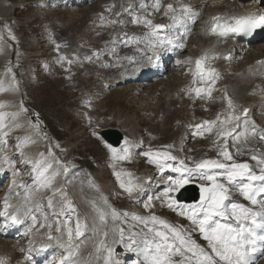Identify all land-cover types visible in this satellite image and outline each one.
Listing matches in <instances>:
<instances>
[{"label": "rangeland", "instance_id": "obj_1", "mask_svg": "<svg viewBox=\"0 0 264 264\" xmlns=\"http://www.w3.org/2000/svg\"><path fill=\"white\" fill-rule=\"evenodd\" d=\"M1 1L8 6L15 3L16 8L11 15H0V41L4 43V50L7 46L9 51L8 59L0 62V74L3 75L0 82L2 83L3 80L7 83L10 82V90L13 91L15 87L16 91L21 92L20 96L15 98L13 102L20 106L21 102L23 105L24 103L27 104L39 114L42 120L39 122V128L36 127L37 123L33 121L28 123L29 128L32 129L31 132L33 131L32 133L39 136L37 142L33 140L35 135L28 136L27 133L15 128L9 131L7 138L1 137L3 139H0V149L4 150L5 156L10 155V153L12 156L15 155L18 163L17 170L21 173V186L26 188V183H30L28 190H35L33 194L37 198L34 199V202L39 204L43 224L47 219L46 226L52 224L54 229L58 226L64 228L63 221L69 220L70 226L74 229L77 218H79L84 234L83 225L85 221L78 216L76 205H74L76 212H72L66 207L61 211V204L65 202L61 195L63 191L61 188H59L60 190L57 189L56 199V195L48 191V186H44L47 170L42 165H33L30 160V162L28 161L24 151L30 148L32 144L40 146L39 156L46 154L45 156L57 158V160L59 159L58 164H61L62 167L79 168L86 166L92 176L85 175L86 181L94 182L93 177H95L98 182V185H91L87 189L106 192L112 202L111 204L119 206L120 209L129 205H140L139 207L144 209V203L147 200L144 203L137 201L140 191L145 189L146 185L153 188L155 181L168 175L169 172L172 173L171 176L176 175L170 168L161 172L156 165L148 162V158L143 153L150 148L156 150L165 145H172L170 151L173 155L181 159L182 153L188 152L193 158L191 164L201 159L218 158L217 147L213 143L216 136L213 133L205 132L201 136L203 139L201 143L196 139L186 144L184 142L185 146H181L176 136L178 131H183L189 117L168 111L163 115L156 113L154 119L150 121L149 116L152 114V109L150 103H147V98H145L147 97L145 90L144 92L137 86H130L125 89L113 88L107 84L109 77L107 75L119 65L122 64L123 66L131 53L129 49L119 52V44L117 48L116 42L119 40L118 37H121L122 30L118 23H107L109 20L122 21L116 16V8L113 9L112 6L109 8L112 10H109L97 7L95 10L100 9V12H95L94 10L87 11L86 8L90 6H86L85 12H79L67 3L63 6L57 5L58 1L63 0ZM112 2V4L115 2L114 5H116V1ZM18 4L23 5L18 6ZM100 29L101 32H98ZM106 30H109L110 33L107 37L105 35ZM12 36L15 39H12ZM12 62L14 63V70L12 69L10 73L6 72ZM215 85L217 84L215 83ZM163 95L166 96V93L160 94L161 97ZM164 96L162 100L166 99ZM142 98L144 99L143 102H141ZM254 99L256 100L253 98L252 102H255ZM196 101L194 107L198 111L199 124L204 119L209 120V115L203 116L201 114L203 109L214 115L213 111L223 113L226 107L225 101L221 99H217V105H214L212 110L209 107L205 108L203 98L196 97ZM6 113L9 114V112ZM30 113L33 111L31 110ZM118 114L132 115V118L137 120L136 137H132V132L120 125L119 117L118 120L113 117ZM28 116L29 112H24L21 109L18 122L29 120ZM202 118L204 119L202 120ZM11 119L10 114L6 116L4 125ZM4 127L0 128V131ZM109 128L118 129L124 134V140L117 147L118 149L124 145L126 138L130 142L131 157L129 160H113L106 147L107 142L103 138L92 135L93 130L100 132ZM8 138L10 139L8 140ZM30 139L33 140V143ZM138 144L141 147L137 146ZM11 148L17 152V155L13 153V150H10ZM7 149L8 151L5 153ZM242 150L246 156L248 148L244 147ZM235 156L234 158L239 161V157ZM170 163L176 165L178 162L170 161ZM114 171L130 172L131 177L122 175L121 178L139 182L142 184V189L129 197L119 187V182L113 174ZM99 180L101 181L99 182ZM191 183L200 186L202 181L195 179ZM164 187L165 185L162 189ZM25 188L24 191H27ZM49 198L53 200L51 207L48 205ZM2 200L4 199L2 198ZM154 202L155 199L152 204ZM55 204L59 206L56 207ZM2 206L3 204L0 205L1 212ZM152 208H145L144 210L150 211ZM178 211L167 208L163 210L174 224L191 226V222L186 217L180 216ZM55 212H57V216ZM54 218L56 222H54ZM73 236L75 237V234ZM131 257L130 261L133 259V255Z\"/></svg>", "mask_w": 264, "mask_h": 264}, {"label": "bare ground", "instance_id": "obj_2", "mask_svg": "<svg viewBox=\"0 0 264 264\" xmlns=\"http://www.w3.org/2000/svg\"><path fill=\"white\" fill-rule=\"evenodd\" d=\"M112 1H116V5H114L115 2L112 4ZM153 2L154 0H145V3L148 5L146 9L140 7L141 0H70V2H68V0H63L58 1L57 5L63 6L67 3V5L70 7L73 6L74 9H77L79 12H85L86 6H90L89 8H86L87 11L94 10L95 12H100L101 8L109 9L112 6L113 9L116 8V11L120 13L119 18L122 20L118 23L122 33L121 37H118L119 40L116 42V47L118 48L119 44V52L125 50L128 51L129 49L131 51L130 57H133V59H128L123 66L122 64L119 65L118 68L107 75L109 76L107 84L113 88L118 87L125 89L130 86H137L140 90H145L147 92V95H145L147 97L145 98H147V103H150L152 109V114L149 116L150 121L154 119L156 113L163 115L168 111L175 112L176 114H184L189 117V119H187V125L184 127L183 131H178V135L176 136L181 146H185L184 142L186 144L189 141L192 142L197 139L198 142L201 143L203 140L201 139V135H198L195 129V125L199 124L198 111L194 107L197 96L191 91V89L204 87L209 83L207 80L202 82L199 79H197L196 83L192 82L193 72L195 71V60L205 53L208 54L209 59L205 62L204 66L207 68H215L219 73V79L215 82L217 85L214 84L216 87L213 86L211 98H209L206 93H202L199 97V99H204L205 108L209 107V109L212 110L214 105H217V99L223 100L222 98L226 91L227 95L239 106L237 109L238 112L241 111L244 106H252L257 123L261 126V129H264V63L257 62L258 59H263L264 61V39L253 45L242 46L239 45L238 42H232L231 40L218 37L208 30L210 17L215 16L216 14L238 15L241 11L259 10L264 8V1L259 0L258 2V0H245L244 2L236 3L234 0H184V3L190 4L196 11H199L202 14L194 22L188 23V29L190 32L187 34L186 38H182L181 40L184 47H179L177 44H171L166 45L162 49H157L160 60L156 66L153 61L154 57L152 49L146 47L143 42L135 43L128 41L125 36V34H127V37H131L133 34L136 36H142L143 33L148 31L142 23L132 22L134 16H144L146 13H152L151 15H148L147 18L153 20V23H171L168 16L164 15V8H161L158 12H153ZM162 3L165 5L167 3H173L175 5L177 1L162 0ZM97 7L100 9L95 10ZM15 8V3L8 6V4H4L0 0V15H11ZM52 14L55 15V13ZM109 30H106V37L110 34ZM184 31L185 29L178 26L171 35L176 36ZM98 32H101V29ZM161 34L164 35L166 33ZM140 49H143V51ZM228 51H232L233 55L229 61H226L222 58V55L226 54ZM8 55L9 51L7 46L4 50V43L0 41V62L5 61ZM150 57L152 58L151 60L149 59ZM178 61L179 63H177ZM142 69L144 70L143 72H141ZM190 69L192 71H190ZM10 85L11 83H7L5 80H3L2 83L0 82V88H2V90H0V106H2L0 107V110L4 108L0 112L6 113V111H9L10 113H19L20 111L18 112L17 110L19 106L13 101L20 96L21 92L16 91L13 86V91L10 90ZM163 93H166V96L163 95L166 98L164 100H162L163 96H160V94ZM253 98H256V100L254 99L255 102H252ZM143 101L144 99L142 98L141 102ZM163 102L164 104H162ZM32 110L34 119L41 122L42 118L34 109ZM213 113L215 114L211 115V113H208L203 109L201 114H203V116L209 115V120H213L216 118L218 111H213ZM113 117L116 120H118L119 117L120 125L123 128L130 130L133 135L132 137H136V128L138 124L137 120L132 118V115L127 116L118 114ZM203 119L204 118H202V120ZM18 120H20V115L12 117V119L0 131V139H3L1 138L2 136L4 139L7 138V136H9V131L15 128L27 133L28 136L35 135L32 133L33 131L31 132L32 129L28 126L29 120L26 119L23 122H18ZM109 130L113 129L109 128ZM9 139L10 138H8V140ZM33 140L37 142L39 136L35 135ZM33 140H31V142ZM137 146L141 147L139 144ZM258 146L263 149L262 152L256 150ZM39 147L40 146L36 144H32L30 148H27L24 151L28 161L30 160L33 165H42V167L47 170L44 180L45 178L51 179L52 182L48 186V191L54 193L56 199L57 189L60 190L59 188H61L62 190L64 183L69 186V190L75 197L74 205H76V208L78 209V216L81 220L85 221V224L83 225V236L80 238L73 236V247L75 248V246L78 245L80 248L78 257L73 259L74 264H83L86 260H90L91 264H104L103 257L106 252L105 249L100 247V242H111L112 229L114 226L125 229V239H127V234L129 232H143L151 238L152 234L148 232V228L153 227L151 222L145 227L144 224L133 218V213L140 216L155 214L171 225L183 227L188 231L192 230L193 225L186 226L174 224L171 221L170 217L163 212L164 208L169 209L167 207V202L155 200L153 208L150 211H145V208L143 209L142 207H139L140 205H129L128 207L120 209L119 206L111 204L112 202L106 192L102 190L96 191L95 189V191H90L87 189L91 185H98V182L95 177H93L95 181L91 182L92 184L89 183L88 179V182L86 181L85 175L92 177L86 166H81L79 168L68 167V170L64 171V168L60 166L61 164H58L59 159L57 160V158L48 157V155L45 156L46 154L39 156V152L41 151H39ZM244 147L248 148L247 155L244 156L243 153L242 155L235 157H239V161H247L249 164L255 166L256 161L252 160L251 156L253 154L258 156L264 154V141L254 139L248 144L243 145V148ZM10 150L13 149L11 148ZM229 150L235 154V148L231 146V141H229ZM3 151L0 149V201H2L3 204L1 207L3 208L2 212L4 211V200H2V198L5 199L6 195H9L10 203L13 208L19 206L22 210H30V215L36 217V225L33 228L32 233L25 235L26 229L32 226L31 219H28V225L13 229L8 225H5L4 218L0 216V258L5 260V264H61V261L57 262L56 256L57 254H60L61 250H67V247L59 246L61 244L66 246L68 243L65 229L60 228V231H57V228L54 229L52 224L50 225V228L49 226L40 227V225L43 224V219L41 220L39 204L34 202V199L37 198L36 195L33 194L35 190H27L24 194H17L18 191H22L25 188L23 185L21 186V173L17 170L18 163L15 155L12 156L9 152L10 155L5 156ZM7 151L8 149L5 150V153ZM189 157L191 159H189ZM181 159L185 160L187 164L192 165L191 161L193 158L188 152H183ZM254 170L258 172L259 168L256 167ZM171 174L172 173L169 172L168 175L157 180L158 182L155 183L153 188L144 185L145 189L140 191L137 201H142L144 203L148 200L150 195L159 196L163 192V180H166ZM14 180L15 184H13ZM100 181L101 180H99V182ZM105 199H107V204L104 203ZM234 199L239 200L241 203H248L238 194ZM2 204L0 203V205ZM93 204H95V207H93ZM57 206L59 205H56V207ZM97 208L105 213L104 222L100 221L99 212L96 211ZM112 208H115L118 213H120V218L118 220L113 221L111 214ZM56 213L57 212H55V215ZM124 213H128V215L125 216ZM54 222H56V220ZM155 226L157 228H162V225L159 224ZM49 232L52 237L51 239H49ZM105 233H108V236H105ZM192 238L202 246L207 247L206 241L202 239L198 231L193 233ZM30 243L33 251L30 253L31 259L26 260L25 254ZM36 243L42 245L50 244V252L36 253L34 251ZM22 248L25 249V252L20 251ZM114 248L115 255L118 258L125 259L129 264L131 262L130 259L132 258L131 255H133V259L136 258L135 253L128 255V252L124 250L123 245H115ZM97 257H99V259H97ZM176 259H180V257H176ZM257 259L258 264H264V257L258 256Z\"/></svg>", "mask_w": 264, "mask_h": 264}, {"label": "snow or ice", "instance_id": "obj_3", "mask_svg": "<svg viewBox=\"0 0 264 264\" xmlns=\"http://www.w3.org/2000/svg\"><path fill=\"white\" fill-rule=\"evenodd\" d=\"M259 2V0H258ZM141 8H147L145 0H141ZM164 8V15L168 16L171 23H153V20L147 16L152 13H146L144 16H134L133 23H142L148 31L142 36L133 34L126 39L131 42H143L146 47L153 50V57L159 59L157 49H162L166 45L177 44L184 47L181 42L182 38H186L190 30L188 23L194 22L201 16V12L196 11L190 4L177 0V3H162V0H154L152 4L153 12H158ZM111 10V9H109ZM117 12L116 16L119 17ZM121 21L109 20L107 23L116 24ZM208 30L222 38H227L234 33H248L256 28L264 27V8L259 10L248 11L242 15L218 14L210 17L208 22ZM185 29L179 35L172 36L171 33L177 27ZM10 31V30H9ZM161 33H166L162 35ZM11 34V33H10ZM12 39H15L12 36ZM59 48V45H57ZM143 51V49H140ZM231 59V55L224 57ZM90 59V58H88ZM126 59L132 60L133 57ZM152 59L151 57L149 58ZM209 59L207 53L195 60V71L193 72V83L197 79L200 81L207 80L209 83L204 87L192 88L191 91L197 97L202 93H206L211 98L213 86L219 73L215 68L205 67V62ZM71 63V61H69ZM179 63V61L177 62ZM258 63H264L260 61ZM190 71H192L190 69ZM6 72H12V68L8 67ZM2 90V88H0ZM226 102L223 113H218L213 120H204L200 124L195 125L197 134L203 136L205 132L213 133L216 140L213 141L217 147V155L219 158L201 159L194 161L189 165L185 160L179 159L173 155L170 149L172 145L162 146L161 149H149L143 155L148 158V162L156 165L161 172L166 168H170L176 175L168 176L163 180L165 185L164 191L159 196H149L144 203L146 209L153 207L152 201L160 200L167 202V207L171 210H179L180 216L186 217L193 228L191 231L169 224L166 220L150 214L148 216H140L133 213V218L148 226L149 222L153 227L148 228L151 238L143 232H129L125 239V229L114 226L112 229V239L110 243L100 242V247L105 249L104 264H129L125 259L118 258L115 255V245H123L124 250L135 253L136 258L131 260L130 264H258V256L264 257V154L258 156L253 154L251 159L256 161V165H251L247 161H237L234 155L243 154V145L248 144L251 140L258 138L264 141V129H259L254 121L248 117L249 109L243 108L237 111L238 105L227 95L225 91L222 98ZM2 107V106H0ZM21 109L27 112L28 109L21 102ZM8 113L0 112V128L4 127V121ZM17 116L19 113H12ZM223 116V118H221ZM36 127L39 128L37 120ZM92 135L100 137V133L96 130L92 131ZM229 141L231 146L235 148V154L229 150ZM106 147L111 153V157L116 161H126L131 157L130 142L125 139L121 148H115L111 144L106 143ZM254 151V150H253ZM189 159H191L189 157ZM170 161H178L176 165ZM115 168V165H113ZM259 168L257 172L254 170ZM65 167L64 171H67ZM114 176L119 182V187L131 197L134 193L142 189V184L128 179H122V175L131 177L130 172L114 171ZM195 179L202 181L200 183V200L195 204H183L176 198V193L180 191L186 184L193 182ZM51 179L45 178V185L51 184ZM15 184V180L13 181ZM242 197L248 203H241L234 199L236 195ZM64 197V204L61 205V211L66 207L72 212H76V208L71 199L67 198V194L61 192ZM107 204V199L104 200ZM48 205H53L52 198H49ZM95 207V204H93ZM99 219L105 221V213L97 208ZM113 221L120 218V213L115 208L111 209ZM125 216L128 213H124ZM5 220V225L11 223L14 225H22L26 220L31 219L32 226L27 228L25 235L33 232L36 225V217L30 215V210H22L19 206L13 208L9 204L7 197L4 200V211L0 212ZM59 224V222H58ZM162 225L157 228L155 225ZM40 227H44L43 224ZM63 227L67 233V245H59L67 247L68 258H65L66 264H74V260L70 259L78 257L79 246L73 247V234L76 237L83 235L82 225L77 218L75 228L70 226V221H63ZM50 228V226H49ZM57 231H60L58 226ZM199 232L202 239L206 241V245L202 246L192 238L194 232ZM108 236V233H105ZM49 232V239H51ZM25 252V249H20ZM33 251L31 243L25 254V259L30 260V253ZM180 257V259H176ZM99 259V257H97ZM0 264H5V260L0 258ZM65 264V261H61ZM83 264H91L90 260H86Z\"/></svg>", "mask_w": 264, "mask_h": 264}, {"label": "water", "instance_id": "obj_4", "mask_svg": "<svg viewBox=\"0 0 264 264\" xmlns=\"http://www.w3.org/2000/svg\"><path fill=\"white\" fill-rule=\"evenodd\" d=\"M32 119L37 122L36 119L32 116ZM100 135L111 145L117 147L121 144V141L123 139V134L118 130H102L100 132ZM199 195V190L196 185H188L185 188H183L179 194L177 195L179 200H185L187 202L197 200Z\"/></svg>", "mask_w": 264, "mask_h": 264}]
</instances>
